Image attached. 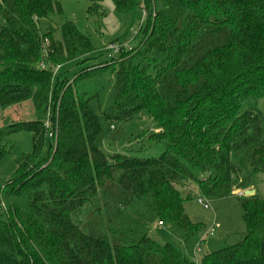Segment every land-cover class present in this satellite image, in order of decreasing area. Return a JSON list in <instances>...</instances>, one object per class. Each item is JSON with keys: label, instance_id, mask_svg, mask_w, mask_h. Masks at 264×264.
Instances as JSON below:
<instances>
[{"label": "trees", "instance_id": "obj_1", "mask_svg": "<svg viewBox=\"0 0 264 264\" xmlns=\"http://www.w3.org/2000/svg\"><path fill=\"white\" fill-rule=\"evenodd\" d=\"M89 1V14L100 15L104 0ZM111 1L125 36L141 22L130 48L95 64L74 21L55 38L60 1H0V106L29 102L37 115L2 131L30 132L32 148L18 154L2 190L9 202L0 201V264H196L151 236L157 222L184 238L202 232L179 185L196 181L204 196H221L249 189L264 172V114L249 106L264 97V0ZM72 62L83 66L58 76ZM106 72L113 82L101 115L118 125L110 142L145 111L156 125L150 137L167 144L159 156L99 145L90 102ZM243 155L246 166L235 160ZM238 199L243 240L200 264H264V199Z\"/></svg>", "mask_w": 264, "mask_h": 264}, {"label": "rangeland", "instance_id": "obj_2", "mask_svg": "<svg viewBox=\"0 0 264 264\" xmlns=\"http://www.w3.org/2000/svg\"><path fill=\"white\" fill-rule=\"evenodd\" d=\"M57 1L62 3L63 13L52 15L55 38L59 39L61 37V26L65 21H74L78 29L87 35L92 42L94 51L91 55L98 57L97 61L92 63L108 61L112 56L118 57L119 53L115 54L110 49L114 44L130 48L129 45H131L130 41L133 39L134 31L137 30L141 21L138 19L133 30L125 36L127 24L124 18L116 12L111 0H104L101 3V14L93 16L88 12L91 6L89 0ZM141 15L142 13L139 12L138 17ZM0 23L5 24L1 14ZM48 23L47 21L46 24ZM81 66L83 65L76 62L67 63L62 67L58 76H61V73L65 76H72ZM112 78L110 72H106L97 81L99 94L93 97L90 102L91 108L99 117L102 125L98 139L99 145L107 153L125 152L139 158L159 156L166 150L167 144L164 141H158L150 137L156 131V125L145 111L137 114L124 126L121 136L116 142H110V137L117 131L118 125L114 124L116 128L113 129V124L102 117L101 111L108 102L113 82ZM90 84L93 86L95 82L92 81L87 85L90 86ZM249 106L264 114V97L252 101ZM36 117L37 115L32 110L29 102L16 108L3 109L0 106V201L9 202V198L2 190L14 174L18 154L29 152L32 148V135L30 132L6 133L2 132L5 130L3 128L14 122L31 120ZM235 160L242 166H246L245 155L237 157ZM195 174L198 177H203L198 170L195 171ZM251 182L256 193L264 199V172L254 173ZM179 188L185 198L186 213L194 221L202 223L204 228L200 235L194 238H184L180 228L157 222L153 225L151 231V236L154 239L161 243L170 242L179 247L196 264H200V260L206 253L217 251L243 240L246 227L242 218L243 211L238 196L244 195L245 191L236 190L232 194L207 197L200 192L196 181L183 182L179 185ZM249 189H252V187ZM200 197L209 204L208 208H205L204 204L199 202Z\"/></svg>", "mask_w": 264, "mask_h": 264}, {"label": "built area", "instance_id": "obj_3", "mask_svg": "<svg viewBox=\"0 0 264 264\" xmlns=\"http://www.w3.org/2000/svg\"><path fill=\"white\" fill-rule=\"evenodd\" d=\"M120 48H121V46H118L117 44H114V45H112L110 47V49H112L115 54L119 52ZM41 65H42V67H45L46 66L44 62L41 63ZM46 126L47 127L49 126L48 122L46 123ZM49 136L50 137H53V133L52 132L49 133ZM198 200H199L200 203L204 204V207L205 208H208L209 207V204L202 197H200Z\"/></svg>", "mask_w": 264, "mask_h": 264}, {"label": "water", "instance_id": "obj_4", "mask_svg": "<svg viewBox=\"0 0 264 264\" xmlns=\"http://www.w3.org/2000/svg\"><path fill=\"white\" fill-rule=\"evenodd\" d=\"M256 190L254 188L245 190L244 194L246 196L255 194Z\"/></svg>", "mask_w": 264, "mask_h": 264}, {"label": "crops", "instance_id": "obj_5", "mask_svg": "<svg viewBox=\"0 0 264 264\" xmlns=\"http://www.w3.org/2000/svg\"><path fill=\"white\" fill-rule=\"evenodd\" d=\"M251 187L253 188V185Z\"/></svg>", "mask_w": 264, "mask_h": 264}]
</instances>
